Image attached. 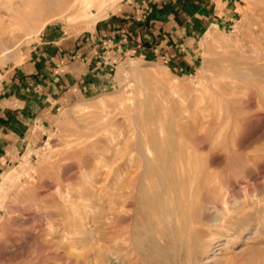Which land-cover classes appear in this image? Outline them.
I'll return each instance as SVG.
<instances>
[{
  "label": "rangeland",
  "instance_id": "1",
  "mask_svg": "<svg viewBox=\"0 0 264 264\" xmlns=\"http://www.w3.org/2000/svg\"><path fill=\"white\" fill-rule=\"evenodd\" d=\"M125 1L92 3L84 18L75 0H0V106L34 62L63 78L83 74L85 88L64 90L44 140L0 174V264H120L114 181L144 174L163 163L161 146L181 143L194 149L193 168L216 175L222 196L210 219L195 212L192 264H264V0H219L203 21H184L170 60L115 61L99 23ZM88 39L102 46L82 73L70 62L83 57H69ZM65 54L60 69L52 59ZM230 217L235 229L219 228Z\"/></svg>",
  "mask_w": 264,
  "mask_h": 264
},
{
  "label": "crops",
  "instance_id": "2",
  "mask_svg": "<svg viewBox=\"0 0 264 264\" xmlns=\"http://www.w3.org/2000/svg\"><path fill=\"white\" fill-rule=\"evenodd\" d=\"M217 1L127 0L119 14L113 13L100 21L98 33L105 42L106 54L110 53V58H115V61L123 53L153 61L170 60L177 53L179 45L183 44L180 40L184 21H203L209 11L216 9L214 5ZM92 39L93 42L88 39L90 43H83L76 56L69 57H83V62L77 60L78 64L70 62L74 64L72 67L80 68L82 73H87L97 48L102 46L93 47L91 42L95 44V41ZM67 57L66 54L58 55L52 60L62 62L57 64L61 69V64H67ZM86 60L88 63H85ZM43 67V63L34 62L30 76L21 77L22 82L15 81L18 84L8 90V95L3 99L4 104L0 106V174L17 162L19 157L26 155L27 149L32 151L44 140L48 126L52 125L48 119L56 113L59 100L69 93V89L64 90L74 88L75 83L80 91L85 89L80 84L83 74L76 76V72L70 70V74L63 78L62 74L58 76L56 65ZM47 115L50 116L45 118Z\"/></svg>",
  "mask_w": 264,
  "mask_h": 264
},
{
  "label": "bare ground",
  "instance_id": "3",
  "mask_svg": "<svg viewBox=\"0 0 264 264\" xmlns=\"http://www.w3.org/2000/svg\"><path fill=\"white\" fill-rule=\"evenodd\" d=\"M100 2L101 0H75L73 7L80 11L79 15L86 18L91 13V10H88L90 7L92 8L91 4ZM201 143L203 146L204 142ZM161 147L160 153L166 155L163 163H152L144 174L137 171L120 173L114 181L117 201L116 218L119 225V232L116 236L117 255L120 264H192V256L195 251L192 248L195 231L200 230L198 226H202L198 225L196 216L198 213L195 212L201 208L203 209L202 215L206 214L208 215L206 218H209V215L213 214L212 212H217L220 208L219 201L222 196L220 197L221 194L217 190V177L198 165L193 168L194 149L192 150L190 146L182 143L173 147L171 152L167 151L166 145ZM98 149L100 150V147ZM105 150L102 153H105ZM147 150L150 151V148L147 147ZM247 160L250 159L247 158ZM143 163L140 162L137 169L142 168ZM228 195L230 194L226 196ZM231 197L233 203L238 202L237 193H233ZM224 204L225 212L230 211L227 207L229 201L226 197H224ZM140 213L145 217V224L141 229L143 234L140 233L141 230L137 224ZM228 214L230 213L228 212ZM203 217L205 218V216ZM232 218L234 217L222 220L219 228L227 229V231L224 230L226 232L235 229ZM211 220L213 221V219ZM215 220L220 222L218 218ZM199 233H203V231ZM201 235L204 237L205 233ZM209 248L210 244L208 243L205 251L203 250L204 253H207Z\"/></svg>",
  "mask_w": 264,
  "mask_h": 264
}]
</instances>
